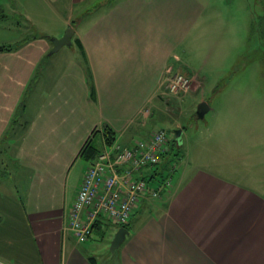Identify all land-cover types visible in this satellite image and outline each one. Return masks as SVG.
Returning a JSON list of instances; mask_svg holds the SVG:
<instances>
[{
    "label": "crops",
    "instance_id": "1",
    "mask_svg": "<svg viewBox=\"0 0 264 264\" xmlns=\"http://www.w3.org/2000/svg\"><path fill=\"white\" fill-rule=\"evenodd\" d=\"M82 1L69 3L74 9ZM111 4L84 13L77 25L58 10L63 26L50 36L59 39L72 27L79 53L65 56L63 64L54 54L47 57L52 43L45 32L0 52V170L8 176L0 182V264H99L97 249L66 229L87 166L79 162L82 146L91 139L102 149L105 125L124 147L148 138L156 129H142L157 106L153 101H162L159 107L167 113L170 98L176 102L161 86L166 72L197 79L175 68L174 50L199 9L180 0ZM10 42L11 37L2 38L0 46ZM194 83L192 101L201 87ZM197 102H206L213 115L210 101ZM174 130L180 139L182 127ZM197 141L206 154L207 144ZM175 142L171 153L184 147L178 154V159L185 155L181 173L159 197L137 204L125 225L129 234L104 264H264V142H228L223 150H243L206 154L194 168L190 144ZM172 157L166 156V168L152 186L170 181L176 170ZM120 227L101 216L87 241L99 232L101 240L110 237V245Z\"/></svg>",
    "mask_w": 264,
    "mask_h": 264
},
{
    "label": "rangeland",
    "instance_id": "2",
    "mask_svg": "<svg viewBox=\"0 0 264 264\" xmlns=\"http://www.w3.org/2000/svg\"><path fill=\"white\" fill-rule=\"evenodd\" d=\"M94 1L96 4L89 6L90 1L83 0L72 9L69 0H62L56 4H49L46 0H0V39L11 37L13 42L10 43L19 44L32 35H42L44 32L49 34L45 37L55 38L50 36L53 34L51 31L57 33L63 26L57 15L59 9L63 19H70L71 25H77L76 19L82 17L84 13L88 14L95 9L101 10L106 5L124 0H105L108 4L103 0L101 2L103 6L100 7L99 0ZM180 1H184V4L189 3L188 6L193 9H199L200 15L187 27L186 36L177 42L174 53L178 60L175 68L183 67V71L188 75L193 74L197 77L191 79L188 93L193 90L195 81L201 84V87L193 101L190 98L192 95L188 93L173 95L176 102L173 97L170 98L173 106L168 113L164 107H159L162 101L154 100L152 104L157 106L153 111L151 109L142 130L147 132L165 129L171 141L176 136L174 129L182 127L180 143L183 144L185 141L190 144L195 161L191 168H194L206 154L210 156L215 152L222 156L223 152L231 154L243 150L238 147L223 150V145H231L228 142L232 143L234 140V143L240 144L246 143L247 140L264 142V41L254 30L257 19L262 14V8L260 0ZM70 54L79 56L74 40L70 46H63L52 56L55 59L61 58L58 63L63 64L65 56ZM48 55L49 52L47 57ZM172 59L170 62H173ZM200 97L211 102L214 108L213 115L208 112L202 119L197 117L195 112L199 103H196V100ZM167 98L168 96L165 97ZM205 134L206 137H203ZM191 137H197L201 143L207 144L206 154L203 148L198 146L197 138L193 141ZM95 140L99 143L98 136ZM179 148L177 154L180 153L182 156L184 147ZM2 152L0 148V157L3 156ZM174 158L176 162L171 164L176 170L170 175L171 185L172 178L175 181L176 174L182 171H179L178 166L185 161V155L181 159H178L179 156ZM79 162L83 166L87 164L83 160ZM72 173H75V169ZM78 173L79 171L72 180L73 188L79 177ZM7 177L1 174L0 170V182ZM156 179L159 180L160 177L157 176ZM8 180L14 182L11 176ZM158 200L161 199L155 201ZM99 236V232H95L89 241L82 244L94 250L96 248L99 264H104L107 254L110 253L108 243L110 237L106 236L101 240Z\"/></svg>",
    "mask_w": 264,
    "mask_h": 264
},
{
    "label": "built area",
    "instance_id": "3",
    "mask_svg": "<svg viewBox=\"0 0 264 264\" xmlns=\"http://www.w3.org/2000/svg\"><path fill=\"white\" fill-rule=\"evenodd\" d=\"M190 82L191 79L181 73L167 71L161 86L164 91L177 95L188 92ZM168 141L167 131L157 129L131 147H123L118 142L105 145L86 168L66 229L78 241L85 242L99 217L126 225L143 198H157L169 184L171 187V179L156 187H151L145 179L149 176L147 172L155 170L162 162Z\"/></svg>",
    "mask_w": 264,
    "mask_h": 264
},
{
    "label": "trees",
    "instance_id": "4",
    "mask_svg": "<svg viewBox=\"0 0 264 264\" xmlns=\"http://www.w3.org/2000/svg\"><path fill=\"white\" fill-rule=\"evenodd\" d=\"M260 5L262 8V14L257 19V22H256L257 24L255 25L254 30L257 32V35L260 37V39L264 41V0H260ZM77 43L79 44V46L81 48V44L79 43V41H77ZM19 44L1 45L0 46V52L13 50ZM186 93H188V92H185L182 94H186ZM170 95L172 96L174 94H170ZM170 106H173L171 102H170ZM102 134H103L104 142L106 145L110 146L111 144H113V142H115V133L108 125L103 126ZM169 142H170L169 143L170 148H168L167 152L162 155V159H165L166 156L168 154H170L173 156L172 157V162H173V161H175L174 157L179 156L177 153H175L173 151L171 153L172 148L177 147V145H176L177 142H175V139L171 140ZM100 151H101V148H99L93 142H91V139H89L85 142V144L82 146V148L79 152V156L83 161H85L87 163L86 168L88 167L89 164H91L95 160L96 156L98 155V153ZM170 161H171V159H170ZM164 168H166V166H163V164H160V166L156 167L155 170L151 173L153 175V177L151 174H149V176H147V178H145L150 185H152V183L154 182V179H156V176H159L162 174V171L164 170ZM85 171H86V169H85ZM150 178H152V179H150Z\"/></svg>",
    "mask_w": 264,
    "mask_h": 264
},
{
    "label": "water",
    "instance_id": "5",
    "mask_svg": "<svg viewBox=\"0 0 264 264\" xmlns=\"http://www.w3.org/2000/svg\"><path fill=\"white\" fill-rule=\"evenodd\" d=\"M74 34V30L72 27H69L64 35L61 38H49L51 43H52V49L49 51V55L54 54L55 52H57L60 48H62L63 46H70L72 43V37ZM209 110V106L206 102H200L197 106V111H196V115L199 119L204 118L205 114L208 112ZM178 134H180V131H178ZM178 134H176V139L179 140L180 143V139ZM129 234V231L126 227H120L116 233L114 234L111 242H110V247L109 250L111 253H114V251L116 249H118L122 243L124 242L126 236Z\"/></svg>",
    "mask_w": 264,
    "mask_h": 264
}]
</instances>
